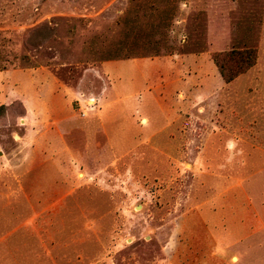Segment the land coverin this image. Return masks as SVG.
<instances>
[{"label":"rangeland","instance_id":"374dc122","mask_svg":"<svg viewBox=\"0 0 264 264\" xmlns=\"http://www.w3.org/2000/svg\"><path fill=\"white\" fill-rule=\"evenodd\" d=\"M247 46L226 82L213 54ZM1 104L4 148L41 149L0 264H191L181 213L261 193L264 0H0Z\"/></svg>","mask_w":264,"mask_h":264},{"label":"crops","instance_id":"0c3cea01","mask_svg":"<svg viewBox=\"0 0 264 264\" xmlns=\"http://www.w3.org/2000/svg\"><path fill=\"white\" fill-rule=\"evenodd\" d=\"M31 116L32 114L29 113L28 117ZM144 120L148 123V117H143ZM23 138L27 140L23 143H15L10 151L0 142V199L3 208H7V213L2 208L1 219L4 224L9 222V225L14 219L11 215L20 214L21 211V188H24V184L31 181L32 177H36L37 154L41 149L36 142L33 127L27 129ZM251 178L239 175L228 179L237 183L234 190L237 199L235 206H230L225 200L224 203L220 201V205L217 200L214 202L211 200L208 205L181 213L180 220L173 229L170 243L167 245L168 250H172L170 245L174 242L182 245L186 242L190 248L192 247L190 251L204 254L206 248L207 257L196 253L197 257L194 261L190 258L191 264L225 262L230 253L239 257V261L235 264H264V196L262 195L264 181H253L251 186L261 190L254 201L253 194L246 192V188H249L246 187V182L251 183ZM222 194L223 192L220 196ZM28 197L30 199V194ZM248 197L251 198V204H246ZM182 218L188 219V222H182ZM181 261L180 263H183L186 260Z\"/></svg>","mask_w":264,"mask_h":264},{"label":"trees","instance_id":"16d2710c","mask_svg":"<svg viewBox=\"0 0 264 264\" xmlns=\"http://www.w3.org/2000/svg\"><path fill=\"white\" fill-rule=\"evenodd\" d=\"M213 59L223 79L226 82H231L256 64L257 48L247 46L219 51L213 54ZM5 107V104H1L0 110Z\"/></svg>","mask_w":264,"mask_h":264}]
</instances>
